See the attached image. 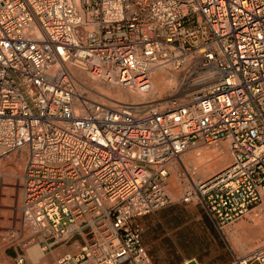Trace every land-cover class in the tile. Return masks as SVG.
<instances>
[{
  "label": "built area",
  "instance_id": "1",
  "mask_svg": "<svg viewBox=\"0 0 264 264\" xmlns=\"http://www.w3.org/2000/svg\"><path fill=\"white\" fill-rule=\"evenodd\" d=\"M163 68L183 97L146 112L75 75L146 94ZM223 143L231 165L186 168L180 199L220 228L264 204V0H0V149L27 155L24 225L44 250L84 240L52 264H153L140 219L173 204L184 154ZM240 264H264V246Z\"/></svg>",
  "mask_w": 264,
  "mask_h": 264
},
{
  "label": "crops",
  "instance_id": "2",
  "mask_svg": "<svg viewBox=\"0 0 264 264\" xmlns=\"http://www.w3.org/2000/svg\"><path fill=\"white\" fill-rule=\"evenodd\" d=\"M262 205L261 210L264 211ZM185 215H191V218L182 219ZM255 216L258 218V213ZM140 223L143 227V244L153 264H188L190 261L197 264H240L246 256L243 252L250 245L246 249L243 246L236 248L234 241L241 242L245 233L256 234L246 222L220 228L197 205H170L141 218ZM259 230L258 233H261L262 228ZM83 244L82 238L75 237L69 243L44 250L43 244L35 241V244L24 248L7 251L5 261L14 264L17 257L24 256V264H52L63 255H78ZM34 250L41 253L40 258L34 256Z\"/></svg>",
  "mask_w": 264,
  "mask_h": 264
},
{
  "label": "rangeland",
  "instance_id": "3",
  "mask_svg": "<svg viewBox=\"0 0 264 264\" xmlns=\"http://www.w3.org/2000/svg\"><path fill=\"white\" fill-rule=\"evenodd\" d=\"M175 74L174 84L172 83L173 86H170L171 84L169 83L168 85H161L158 89L154 87V76L152 90L148 95H140L128 87L109 85L100 81H97L99 86L95 85L92 81H87V84L90 87H95L98 90L97 92L100 94L111 98L113 101L109 102L112 103H116V101L121 103L135 104H149L156 101L159 103H172L174 100H180L183 97L178 93V91H176V89L184 87L186 84L185 80L182 78V73L177 72ZM83 75L90 77L89 74L83 73ZM84 80H86L85 77ZM122 92L125 97H127V99L120 97ZM99 96L100 95H98V93L96 95L93 92L94 98H97L101 102H105L102 101ZM212 148H214V146L204 148L206 150L204 151L205 153H203L204 156L201 158V160L199 159L201 156H198L197 151L192 149L183 155L182 159L177 161L172 167L171 176L169 178V194L173 201V204L171 205L183 204L180 202V199L186 189L190 187V182L192 181L190 176L186 175L185 173L186 168L190 174L193 175L194 171L192 170L194 169V164L196 162L200 163L202 167H208L209 169H207V172L209 171V173L203 174V177L195 175L197 179L205 180L217 173L226 165L228 166V164H230V159L227 153L228 148L226 146L223 148V151L216 150L211 152L210 149ZM26 159V154H23L22 159L20 157L16 158V156H11L9 159H0V264H8L5 261V254L7 251L13 250L15 248L20 249L31 244H35V242H32V233L24 225L23 215L21 213V207L24 199L22 176L25 172ZM218 159L223 160L217 165H214ZM257 213L259 215L258 218L255 216ZM190 216L191 215H185L182 217V219H190ZM254 218L257 220L259 219V221H255ZM242 222H246L252 229L253 233H256L255 235L251 233H245L241 239V242L237 243V241H234L236 248H238V246H243V248L246 249L247 246L250 245L249 248L243 252V255H246L247 252L264 246V211L261 210V205L258 206L255 211L248 214L245 218L232 224V226L234 227ZM259 228H262L261 233L263 234L258 233L260 232ZM14 264H16V262Z\"/></svg>",
  "mask_w": 264,
  "mask_h": 264
},
{
  "label": "bare ground",
  "instance_id": "4",
  "mask_svg": "<svg viewBox=\"0 0 264 264\" xmlns=\"http://www.w3.org/2000/svg\"><path fill=\"white\" fill-rule=\"evenodd\" d=\"M175 73H177V71H175V70H173L172 71V69H170V68H163V69H159V70H157V71H155L154 72V74H153V77L155 76V78H154V87L156 88V89H158L161 85H168L169 83L171 84L170 86H173V84H174V77H175ZM75 75L77 76V78H78V80H80L86 87H88V88H90V90L92 91V99H94V100H98L97 98H94L93 97V92H96V93H98V95H100L99 97H100V99L102 100V101H105V102H107V101H113L111 98H109V97H107V96H105V95H102V94H100L99 92H97L98 90L95 88V87H90L88 84H87V81H92L95 85H98L99 86V84L97 83V81H100V80H98V79H96V78H94L93 76L91 77H87V76H85V75H83V73H80V72H78V71H76L75 72ZM166 76H167V78H166ZM84 77H85V79L86 80H84ZM168 79V80H167ZM167 81H168V83H167ZM202 80H199V81H197L196 83H200L201 85L198 87V88H200V89H202V90H205V89H209V87L211 86V84L212 83H202L201 82ZM101 82V81H100ZM187 81H185V83H186ZM173 83V84H172ZM152 84H153V80H152ZM185 86V85H184ZM126 87V86H125ZM190 87V86H189ZM130 89H132V88H130ZM197 89V88H196ZM196 89H191V91H195ZM96 90V91H95ZM134 90V89H133ZM151 90H152V88H151ZM150 90V91H151ZM135 91V90H134ZM150 91H149V93H150ZM135 92H137V91H135ZM188 92V91H187ZM138 93V92H137ZM149 93H146V94H141V93H139L140 95H148ZM192 95V94H191ZM120 97L121 98H123V99H127V97H125V95L123 94V92L120 94ZM99 101V100H98ZM158 101H160V100H158ZM116 103H121V102H117L116 101ZM152 103H157V101L156 102H151V105H152ZM169 103H171V102H164V103H162V105H164V106H166V104L167 105H169ZM131 104H133V105H138L139 106V108L142 110V112H146V111H148V109H150V106L148 105V104H135V103H131ZM150 104V103H149ZM165 108V107H164ZM227 147L228 148V145L226 144V143H223V144H220V145H218V146H216V147H214V148H212V149H210L211 150V152H213V151H218V150H222L223 151V148L224 147ZM204 148H206V147H203V146H194L192 149H195V151H197V154H198V156H201V157H199V159L201 160V158L204 156V154L203 153H205L204 151L206 150V149H204ZM191 149V150H192ZM190 151V150H189ZM227 153H228V157H229V159H230V164H228V166H230L231 165V156H230V153H229V149H227ZM208 154V153H207ZM185 155V154H184ZM11 156H16V158L17 157H20L21 159L23 158V154L21 153H14V154H11V155H9V156H5V155H3L2 154V151H1V149H0V159H9V157H11ZM183 157V156H182ZM15 159V158H14ZM182 159V158H181ZM212 160V159H211ZM210 160V161H211ZM223 160V159H222ZM222 160L221 159H218V161L214 164V165H217L219 162H222ZM25 166H26V163H25ZM227 165L225 166V167H223L221 170H219L217 173H215V174H218V173H220V172H222V171H224L225 170V168H227L228 167ZM207 169H209L208 167H202V165L200 164V163H195L194 164V169L192 170V171H194L193 172V175L195 174V175H198L199 177H203L202 175L203 174H207V173H209V171L207 172ZM189 172V171H188ZM190 173V172H189ZM214 174V175H215ZM213 176V175H212ZM23 177H24V175L22 176V180H23ZM257 215V214H256ZM34 256L35 257H37V258H40L41 257V253L38 251V250H34Z\"/></svg>",
  "mask_w": 264,
  "mask_h": 264
},
{
  "label": "water",
  "instance_id": "5",
  "mask_svg": "<svg viewBox=\"0 0 264 264\" xmlns=\"http://www.w3.org/2000/svg\"><path fill=\"white\" fill-rule=\"evenodd\" d=\"M188 264H197L196 261H190Z\"/></svg>",
  "mask_w": 264,
  "mask_h": 264
}]
</instances>
